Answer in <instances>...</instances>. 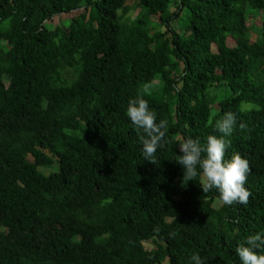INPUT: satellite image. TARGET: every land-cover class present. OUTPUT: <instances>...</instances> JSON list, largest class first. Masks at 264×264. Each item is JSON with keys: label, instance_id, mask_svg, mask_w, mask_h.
<instances>
[{"label": "trees", "instance_id": "obj_1", "mask_svg": "<svg viewBox=\"0 0 264 264\" xmlns=\"http://www.w3.org/2000/svg\"><path fill=\"white\" fill-rule=\"evenodd\" d=\"M126 1L0 0V264H240L264 230V0ZM137 95L168 121L155 163ZM227 111L246 205L214 206L175 162Z\"/></svg>", "mask_w": 264, "mask_h": 264}, {"label": "clouds", "instance_id": "obj_2", "mask_svg": "<svg viewBox=\"0 0 264 264\" xmlns=\"http://www.w3.org/2000/svg\"><path fill=\"white\" fill-rule=\"evenodd\" d=\"M250 105L243 104L242 111L249 110ZM125 115L134 130L142 134L138 137L140 152L144 161L155 163L157 150L163 147L168 129V121L160 119L157 122L156 113L142 96L132 97L127 102ZM237 126L236 113L225 112L214 122V130L219 135H209L204 144L200 140L187 137L179 142V155L175 162L182 170L181 180L185 184L198 176L203 192L215 190L221 205H246L249 191L245 187L249 164L246 158L234 153L230 159H225L228 147L227 138ZM240 129L246 126L241 121ZM171 235H174L171 234ZM240 264H264V230L245 237L235 249ZM192 264H204L199 255L191 257Z\"/></svg>", "mask_w": 264, "mask_h": 264}, {"label": "rangeland", "instance_id": "obj_3", "mask_svg": "<svg viewBox=\"0 0 264 264\" xmlns=\"http://www.w3.org/2000/svg\"><path fill=\"white\" fill-rule=\"evenodd\" d=\"M133 1H134V0H127V1H126V4L129 5V6H131V5L133 4ZM136 13H137V10H134V11L132 12V16L136 15ZM68 16H69V15H68ZM64 17H65V16H60V17H56V18H54V20H53V24L58 23V22L61 21L62 18H64ZM253 21H254V22H258V20H257L255 17H252V16H251V17L248 18V23H249V24H251ZM171 26H172V28L175 29V30L178 28V26H177V24H176L175 22H172V23H171ZM255 34H256V33H253V36H254ZM210 92H211V94H214V93H215V88L212 87V88L210 89ZM217 106H218L217 103H215V104H214L215 109H217ZM28 160L33 161V159H32L31 156H28ZM38 169H39L42 173L47 174V173H49V172H51V171L56 170V165H54V166H52V167H49V168L38 167ZM219 204H220L219 199H215V200L213 201V205H214V206H218ZM144 246H145L147 249H150V248H152V247L154 246V243H153L152 240H148V241L144 242Z\"/></svg>", "mask_w": 264, "mask_h": 264}]
</instances>
